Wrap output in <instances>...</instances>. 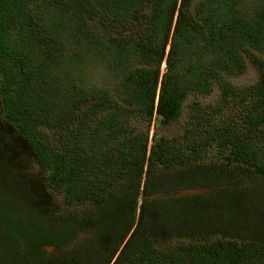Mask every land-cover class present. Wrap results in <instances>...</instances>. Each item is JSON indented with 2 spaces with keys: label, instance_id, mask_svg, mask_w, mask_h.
<instances>
[{
  "label": "trees",
  "instance_id": "16d2710c",
  "mask_svg": "<svg viewBox=\"0 0 264 264\" xmlns=\"http://www.w3.org/2000/svg\"><path fill=\"white\" fill-rule=\"evenodd\" d=\"M0 264H264V0H0Z\"/></svg>",
  "mask_w": 264,
  "mask_h": 264
},
{
  "label": "rangeland",
  "instance_id": "374dc122",
  "mask_svg": "<svg viewBox=\"0 0 264 264\" xmlns=\"http://www.w3.org/2000/svg\"><path fill=\"white\" fill-rule=\"evenodd\" d=\"M98 69V73L96 74V79L95 81L98 82V83H105L104 80H105V72L103 70H101L100 68L96 67ZM165 68H166V62L163 63L162 65V74L165 72ZM257 69L252 65V64H249L248 65V71L240 76V77H237L234 82L236 84H251V83H254L256 80H257ZM217 97V95H214L212 96V98H210V100H214L215 98ZM194 97H189L186 104L193 101ZM187 110V109H186ZM186 114L188 113H184L183 114V117L181 119V122L180 123H175L173 125H170V126H162L160 124H156V120L153 121L150 129H149V135H150V142H149V146L150 148L153 147V146H156L157 148V140H158V137H162V136H165V137H169V138H175V137H178L179 134H181V132H183V127L181 125L182 122H184V118L186 116ZM159 147V146H158ZM21 149V147H19ZM23 159L19 162L20 164L23 163ZM28 166L30 167L28 171H30V173L32 174L33 172V168L31 166V164H28ZM171 172L173 173L172 171H167V174ZM37 173V172H36ZM31 174H27V176L31 175ZM58 199V198H57ZM56 201V200H55Z\"/></svg>",
  "mask_w": 264,
  "mask_h": 264
},
{
  "label": "water",
  "instance_id": "95a60500",
  "mask_svg": "<svg viewBox=\"0 0 264 264\" xmlns=\"http://www.w3.org/2000/svg\"><path fill=\"white\" fill-rule=\"evenodd\" d=\"M161 137H158L157 141H160ZM158 150L160 151V147H158ZM202 189L199 188H185L178 191V195H184V194H190V193H200ZM82 234H85V231L82 232ZM48 249L52 250L53 246H48Z\"/></svg>",
  "mask_w": 264,
  "mask_h": 264
}]
</instances>
